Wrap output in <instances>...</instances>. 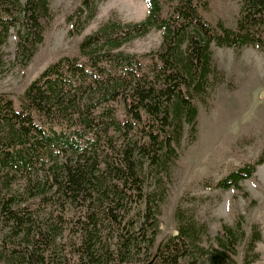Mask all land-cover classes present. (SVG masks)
<instances>
[{
	"label": "trees",
	"instance_id": "1",
	"mask_svg": "<svg viewBox=\"0 0 264 264\" xmlns=\"http://www.w3.org/2000/svg\"><path fill=\"white\" fill-rule=\"evenodd\" d=\"M212 1L146 0L143 20L104 22L17 100L0 92L1 264H238L241 246L242 264H258L260 226L248 233L241 214L207 248V224L178 207L176 234L159 241L185 128L193 144L199 106L225 79L214 47L264 52V0H242L235 27L206 19ZM51 19L49 0H0V73L11 30L21 26L17 52L31 60ZM153 29L158 51L122 50ZM263 164L203 187L248 199L241 183Z\"/></svg>",
	"mask_w": 264,
	"mask_h": 264
},
{
	"label": "rangeland",
	"instance_id": "2",
	"mask_svg": "<svg viewBox=\"0 0 264 264\" xmlns=\"http://www.w3.org/2000/svg\"><path fill=\"white\" fill-rule=\"evenodd\" d=\"M242 0H213L206 19L211 23L223 21L235 27ZM52 19L46 25L44 40L31 60L17 52L16 31L12 29L3 48L5 64L0 73V92L14 100L52 63L63 56L79 54L82 40L109 19L125 22L143 20L148 13L146 0H93L82 7V0H49ZM79 8L83 18L79 20ZM91 15H94L91 19ZM162 44V33L156 29L145 37L136 38L122 47L130 53L156 52ZM214 58L225 72L224 82L211 94L206 105L199 106L198 133L193 144L188 142L185 128L181 156L173 167L166 204L160 219L159 241L176 234L178 207L192 211L196 219L206 223L209 239L204 246L215 243L222 224L235 227L241 214L250 233L251 226H260L262 241L256 251L258 264H264V164L256 174L241 183L249 193L246 199L233 189L211 190L205 181H218L233 170L264 158V52L257 47L242 49L214 47ZM53 208L43 211L45 219ZM59 242V241H58ZM59 244V243H58ZM57 254H62L56 246ZM64 256V255H63ZM243 246L237 257L242 264ZM64 262L63 257H61ZM1 264V263H0Z\"/></svg>",
	"mask_w": 264,
	"mask_h": 264
}]
</instances>
